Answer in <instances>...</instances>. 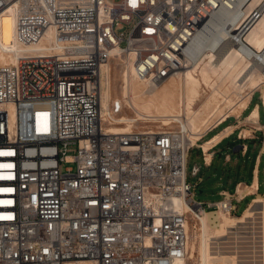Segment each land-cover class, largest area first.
<instances>
[{
  "label": "built area",
  "instance_id": "obj_1",
  "mask_svg": "<svg viewBox=\"0 0 264 264\" xmlns=\"http://www.w3.org/2000/svg\"><path fill=\"white\" fill-rule=\"evenodd\" d=\"M239 3L0 0L11 40L34 46L0 62V264H175L186 256L188 223L206 210L193 191L202 177L187 179L188 158L201 148L210 165L213 154L207 161L198 141L230 116L199 136L182 114L110 131L118 107L102 113L101 80L118 56L131 59L134 77L148 86L191 67L198 31L220 9L242 13ZM260 10L233 38L243 53H254L243 39ZM226 45L227 38L215 51ZM199 171L193 164L191 174ZM235 190L219 191L208 210L236 214Z\"/></svg>",
  "mask_w": 264,
  "mask_h": 264
},
{
  "label": "bare ground",
  "instance_id": "obj_2",
  "mask_svg": "<svg viewBox=\"0 0 264 264\" xmlns=\"http://www.w3.org/2000/svg\"><path fill=\"white\" fill-rule=\"evenodd\" d=\"M263 3L264 0H240L242 13L237 9L233 11L220 9L194 38L192 52L200 54L196 64L171 75L157 85L148 86L145 81L135 78L132 60L118 56L114 64L125 63L122 72V95L112 96L113 67L112 63H108L106 77L102 78L100 86L102 113H111L112 105L117 106L119 111L110 114L109 130L129 132L134 127L152 128L153 123L159 122V126L164 125L174 115L182 114L188 118L191 128L194 131L198 130L196 136H199L223 116L234 115L237 118L240 112L246 109L252 90L264 85V57L262 58L261 54L264 48ZM258 7H261L260 16L253 21L243 39L254 53L245 48L243 53L232 44V41L235 35L242 32L238 30L239 27L247 20L251 21V11ZM7 16V13L0 14V62L15 61L19 54L34 48L33 45H21L11 40ZM225 38L227 45L223 47L224 50L215 51ZM44 44L43 39L39 45ZM247 88L251 91H244ZM261 91L264 103V87H261ZM125 107L131 108L135 114H120ZM226 108L229 111H226ZM257 117L258 108L255 106L246 116V123L256 122ZM140 120L143 124L137 125ZM235 126L238 124L223 128L198 143L205 152L207 161L211 158L212 147ZM247 133L248 130L244 128L241 136H246ZM261 152L264 154V145ZM237 184L235 193L239 198L255 193L259 187L257 170L254 171L251 183L244 186L239 182ZM174 199L177 207L183 208L182 198ZM256 203L260 204L259 209L255 208ZM206 211L188 223L187 253L175 264H188L187 259H194L193 264H238L240 252L248 250L258 251V264H263L264 197H252L239 215L229 214L218 208L220 221L215 224L212 231H208L206 227ZM227 236L232 239L227 241L228 244H224L222 239ZM65 264L94 263L69 261Z\"/></svg>",
  "mask_w": 264,
  "mask_h": 264
},
{
  "label": "rangeland",
  "instance_id": "obj_3",
  "mask_svg": "<svg viewBox=\"0 0 264 264\" xmlns=\"http://www.w3.org/2000/svg\"><path fill=\"white\" fill-rule=\"evenodd\" d=\"M118 1V0H116ZM124 31H127L128 28L123 26L121 28ZM112 70V96L122 95V79H123V70L119 69L118 65H113ZM261 87H264L262 84ZM261 87L257 88L253 93L254 102H258L260 100L261 105H264L261 94ZM249 89H245L244 91H248ZM250 92V91H249ZM116 93V94H115ZM245 98V97H244ZM243 98V99H244ZM242 99V100H243ZM254 104V103H253ZM252 106V105H251ZM251 106L247 108L245 111L241 113V116L236 118L234 115H231L225 122L219 125L216 129L209 132L203 139L199 140L198 143L202 142L204 139H207L211 134L217 132L220 128L228 124H239L240 130L242 128H246L248 130L247 137L238 138L237 132L233 133L229 139H226L219 149L217 150V154L214 157V160H211L210 165H206L202 161V150L201 148H194L191 151V154L188 158L187 163V179L192 183H196L198 181L199 176L202 177V180L199 181L195 187L194 198L197 200H201L205 203L206 206V227L208 231H212L215 224L220 221V215L217 209L208 210L213 208V206H207L206 203L209 201H216L220 199L222 196L219 194V191L222 189L228 190L230 192H234L236 184L242 183L249 184L252 182L253 171L258 166V177H259V187L255 191V193L249 194L243 197L240 200H235V204L237 207L236 214L239 215L243 212L244 208L248 205L249 201L254 196L264 197V154L260 151L262 146L264 145V130L257 131L253 138L250 136L251 129L253 127V123H246V116L251 111ZM251 108V109H250ZM119 111H117L118 113ZM129 114L133 115L135 112L128 107H125L120 114ZM118 115V117L120 116ZM235 115H237L235 113ZM241 121V122H240ZM143 124V121L140 120L137 122V125ZM152 126H159L158 123H153ZM249 135V136H248ZM243 144H248L247 150H243ZM215 149V148H213ZM212 149V151H213ZM211 151V152H212ZM229 154V157L225 161V155ZM260 156V161L257 162V156ZM193 164L200 165V171L197 175L191 174V168ZM259 203H256L255 208L259 209ZM193 226V225H192ZM228 236L223 238L224 244H228ZM227 242V243H226ZM223 244V243H222ZM245 250V248H243ZM258 251H242L240 252V257L238 259V264H258ZM257 259V260H256ZM257 261V262H256ZM188 264H193L194 259H187ZM256 262V263H255Z\"/></svg>",
  "mask_w": 264,
  "mask_h": 264
},
{
  "label": "crops",
  "instance_id": "obj_4",
  "mask_svg": "<svg viewBox=\"0 0 264 264\" xmlns=\"http://www.w3.org/2000/svg\"><path fill=\"white\" fill-rule=\"evenodd\" d=\"M257 89V88H256ZM256 89H253L252 90V92H251V96H249V100H248V104H247V107H246V109L247 108H249L251 105V108H254L255 106H257V108H258V117H257V119H256V122H254L253 123V127L254 128H252L251 129V132H250V136H252L253 138L255 137V133L257 132V131H262V130H264V105H261L262 103H260V100H258V102H254V95L255 94H253V93H255L254 91L256 90ZM249 91H251V90H249ZM248 91V92H249ZM260 97H261V94H260ZM254 103V104H253ZM245 108L240 112V114L238 115V118L241 116V113L243 112V111H245L246 110ZM244 113V112H243ZM242 113V114H243ZM249 124V123H248ZM230 125H236V124H228V126H230ZM226 126V125H225ZM227 126V127H228ZM240 125L238 124V126H235L234 128H233V130L229 133V135L227 134L225 137H223L221 140H219L215 145H214V147H212V149L213 148H215V149H213V151H212V149H211V153L213 154V156H212V161L214 160V157L216 156V154H217V150L219 149V147L221 146V144L226 140V139H229L230 138V136L233 134V133H236L237 132V137L238 138H244V137H247V135L245 136V135H242L241 136V131L244 129V128H242V130H240L241 128L239 127ZM226 128V127H225ZM240 128V129H239ZM223 128H221L219 131H221ZM219 131H217V132H215V133H218ZM215 133H213V134H211L210 136H212V135H214ZM248 134V133H247ZM209 136V137H210ZM249 136V135H248ZM246 145V149L245 150H247V148H248V144H245ZM261 151V150H260ZM227 154V153H226ZM211 159V158H210ZM225 161H226V159H225ZM256 161L257 162H259L260 161V156L258 155L257 156V159H256ZM256 170H257V180H258V185H259V177H258V166L256 167ZM254 171H255V169H254ZM254 171H253V177H254ZM252 180H253V178H252ZM223 190V189H222ZM221 191V190H220ZM255 197V196H254Z\"/></svg>",
  "mask_w": 264,
  "mask_h": 264
},
{
  "label": "snow or ice",
  "instance_id": "obj_5",
  "mask_svg": "<svg viewBox=\"0 0 264 264\" xmlns=\"http://www.w3.org/2000/svg\"><path fill=\"white\" fill-rule=\"evenodd\" d=\"M4 167H11V165H4Z\"/></svg>",
  "mask_w": 264,
  "mask_h": 264
}]
</instances>
